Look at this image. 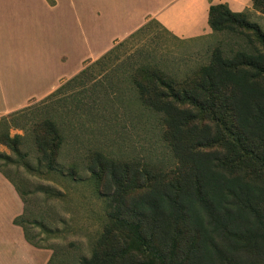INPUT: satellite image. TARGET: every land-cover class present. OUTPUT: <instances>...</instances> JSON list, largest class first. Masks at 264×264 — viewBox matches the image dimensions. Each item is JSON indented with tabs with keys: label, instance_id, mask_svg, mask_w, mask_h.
<instances>
[{
	"label": "trees",
	"instance_id": "obj_1",
	"mask_svg": "<svg viewBox=\"0 0 264 264\" xmlns=\"http://www.w3.org/2000/svg\"><path fill=\"white\" fill-rule=\"evenodd\" d=\"M252 3L264 14V0ZM246 12L234 13L225 4L210 7L213 33L232 34L235 44L218 47L208 64L184 78L152 64L129 68L133 101L159 118L169 158L91 152L86 171L104 220L91 256L81 264H264V31ZM154 27L165 30L149 21L41 103L97 79L121 46ZM94 85L97 90L101 84ZM31 109L2 117L0 145L22 158L28 139L40 168L63 173L62 128L49 117L31 130L18 124ZM13 129L26 133L12 136ZM0 160L13 163L2 153ZM15 187L25 203L15 224L31 244L44 248L23 224L26 193ZM48 264H54L53 255Z\"/></svg>",
	"mask_w": 264,
	"mask_h": 264
},
{
	"label": "rangeland",
	"instance_id": "obj_2",
	"mask_svg": "<svg viewBox=\"0 0 264 264\" xmlns=\"http://www.w3.org/2000/svg\"><path fill=\"white\" fill-rule=\"evenodd\" d=\"M246 13L248 20L264 31V14L254 7ZM234 39L229 33H214L200 40H177L154 27L121 46L106 69L96 72L94 81L76 84L44 104L45 98L28 106L32 109L18 120L21 126L31 130L45 117L61 126L66 138L59 162L64 172L40 168L36 148L28 139L22 147L24 158L0 145V153L13 160L10 164L0 160V170L26 193L23 224L34 243L53 252L54 264H81L83 258H89L103 227V204L86 171L91 152L102 150L125 159L169 158L159 118L133 101L129 68L152 64L184 78L208 64L218 47L234 45ZM95 82L101 84L97 90ZM25 133L22 129L11 131L12 136ZM72 171L75 177L70 176Z\"/></svg>",
	"mask_w": 264,
	"mask_h": 264
},
{
	"label": "crops",
	"instance_id": "obj_3",
	"mask_svg": "<svg viewBox=\"0 0 264 264\" xmlns=\"http://www.w3.org/2000/svg\"><path fill=\"white\" fill-rule=\"evenodd\" d=\"M0 0V123L48 97L151 20L181 40L213 36L209 11L234 13L252 0ZM5 35V38H1ZM25 203L0 172V264H48L53 252L31 244L15 220Z\"/></svg>",
	"mask_w": 264,
	"mask_h": 264
}]
</instances>
